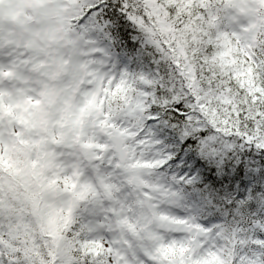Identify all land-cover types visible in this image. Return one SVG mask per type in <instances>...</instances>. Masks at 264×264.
<instances>
[{
	"label": "snow or ice",
	"instance_id": "6c2138e0",
	"mask_svg": "<svg viewBox=\"0 0 264 264\" xmlns=\"http://www.w3.org/2000/svg\"><path fill=\"white\" fill-rule=\"evenodd\" d=\"M0 264H264V0H0Z\"/></svg>",
	"mask_w": 264,
	"mask_h": 264
}]
</instances>
